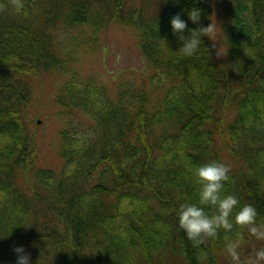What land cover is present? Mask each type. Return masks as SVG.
Segmentation results:
<instances>
[{
    "label": "trees",
    "instance_id": "trees-1",
    "mask_svg": "<svg viewBox=\"0 0 264 264\" xmlns=\"http://www.w3.org/2000/svg\"><path fill=\"white\" fill-rule=\"evenodd\" d=\"M23 3L0 0V264H16L18 245L33 264H228L223 239L194 247L176 209L197 198L192 170L216 161L230 168L224 193L264 222V0H227V54L205 36L190 58L170 20L179 13L185 36L214 25L211 0ZM116 22L147 75L113 83L91 69ZM41 92L58 107L59 170L37 155Z\"/></svg>",
    "mask_w": 264,
    "mask_h": 264
},
{
    "label": "clouds",
    "instance_id": "clouds-1",
    "mask_svg": "<svg viewBox=\"0 0 264 264\" xmlns=\"http://www.w3.org/2000/svg\"><path fill=\"white\" fill-rule=\"evenodd\" d=\"M12 3L17 12L24 9L23 0H12ZM200 14L199 8L187 12L193 24L199 23ZM170 26L181 41L177 50L180 58L193 57L201 47L202 37L215 41L212 23L207 27L190 29L189 35L185 36L186 22L177 13L171 18ZM229 172L227 164L216 161L192 170L198 185L197 198L195 202L179 204L176 209L177 225L194 247L208 239L222 238L228 264H264V222L258 220L257 209L252 204H240L235 195L224 193ZM245 233L255 241L248 251H245L248 247ZM13 251L16 253V264H33L24 246H15Z\"/></svg>",
    "mask_w": 264,
    "mask_h": 264
},
{
    "label": "rangeland",
    "instance_id": "rangeland-1",
    "mask_svg": "<svg viewBox=\"0 0 264 264\" xmlns=\"http://www.w3.org/2000/svg\"><path fill=\"white\" fill-rule=\"evenodd\" d=\"M145 1H150L155 5L156 0ZM226 1L211 0L215 9L213 39L217 52L222 56H225L228 51V42L223 31ZM126 2L129 8L137 9L142 0H126ZM147 11L148 13L154 12V6L149 7ZM130 30H127L120 22L110 23L104 27L100 56L88 58L91 69L101 79L114 83L119 78L126 76L128 71L133 68L135 69L133 71L141 73L138 74L147 75V63L138 46L139 40L133 30ZM131 73L132 71L129 74ZM45 91L47 92V90ZM44 97L46 100H44L42 92L38 93L31 103V107L36 113L34 120L37 121L38 127L36 138L39 151L37 155L43 164L59 170L63 162L59 157L61 122L56 116L58 107L47 100L48 94Z\"/></svg>",
    "mask_w": 264,
    "mask_h": 264
}]
</instances>
